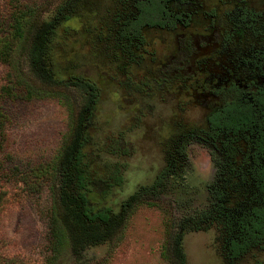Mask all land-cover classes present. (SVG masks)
<instances>
[{"label":"rangeland","instance_id":"rangeland-1","mask_svg":"<svg viewBox=\"0 0 264 264\" xmlns=\"http://www.w3.org/2000/svg\"><path fill=\"white\" fill-rule=\"evenodd\" d=\"M62 1L39 0V12L46 10L42 17H52ZM105 1H97V15L83 13L79 22L67 21L74 31L70 30L51 51L53 84L43 85H53L60 94L3 102L8 120L2 153L23 168L28 163L37 165L52 158L63 140L73 146L86 122L90 126L86 136L94 147L84 151L90 150L98 167L101 161L105 167L114 165L122 178L105 201L99 202L112 207L116 223L105 236L80 237L49 259L44 215L48 190L9 183L0 204L1 263L264 264V245L228 262L217 251L214 228L185 230L191 229L198 222L197 214L213 203L211 191L225 174L219 148L196 131L208 110L203 100L222 83L245 82L247 67L237 57L243 59L246 47L264 50V0H159L173 24L165 21L141 26L125 41L130 42L131 62L109 47L106 20L111 2ZM5 7V0H0V13H5ZM241 8L252 10L248 25L239 17ZM253 9L257 14L253 15ZM83 23H88L89 32ZM190 33L211 35L205 42L219 39L216 45L208 43V49L195 58L201 59L200 63L189 58L204 42L199 45L194 41L193 53L185 57L175 49ZM28 42L26 39L15 54L14 65L26 82L39 85L44 77L28 60ZM162 69L173 75L179 69L181 75L154 85L163 77ZM258 70L251 71L250 81L261 84L264 73L262 76ZM6 71L0 63V84ZM83 80L97 89L91 115L86 110L91 92L81 83ZM143 83L150 87L139 91ZM178 86L182 87L181 94L174 93ZM189 86L208 94L203 98L199 93L202 96L194 98L197 103L189 105L193 99L183 94ZM178 135L180 156L165 158L169 142ZM132 194L134 197L124 206Z\"/></svg>","mask_w":264,"mask_h":264},{"label":"trees","instance_id":"trees-1","mask_svg":"<svg viewBox=\"0 0 264 264\" xmlns=\"http://www.w3.org/2000/svg\"><path fill=\"white\" fill-rule=\"evenodd\" d=\"M97 1L63 0L52 17L44 19L42 13L46 10L39 12V0H5V13H0V63L7 67L5 79L0 84V204L9 183L48 190L49 201L44 215L49 259L56 258L69 243L78 242L80 237L84 240L89 236L107 234L116 216L111 206L104 203L100 205L99 202L105 201L113 185H119L122 178L114 165L105 167V162L101 161V167H98L99 163L92 160L89 151L94 146L86 136V129L90 127L86 122L75 136L73 146L63 140L52 158L37 165L28 163L24 168L13 162L9 154L2 153L8 115L1 105L5 101H27L60 94L53 85H43L46 82L53 84L51 51L74 31L67 21L76 19L79 22L83 13L91 17L97 15ZM109 1L111 10L108 13L109 20H106L111 37L109 47L125 54L131 62L130 42L125 41L132 38L141 26L159 23L163 18L166 19V15L160 13V3L156 5L150 0L105 2ZM254 10L253 15L258 11ZM150 11L152 14H147ZM251 11L248 14L241 10V13L251 17ZM242 14H239L240 19L245 17ZM87 26L88 23H83L84 30L89 32ZM210 36H191L190 52L193 53L194 41L199 42V45L205 43L194 54L206 51V46H210L208 43L215 42H205ZM26 39L29 40L25 49L28 60L44 77L42 81L40 79L39 85L26 82L14 65L15 54ZM178 70L173 75L162 69L163 77L156 80L154 85L165 84L173 79L170 77L180 76ZM194 70L198 68L194 67ZM81 83L91 92L86 108L91 115L96 106L97 89L88 81L83 80ZM149 87L150 84L143 83L138 89L146 91ZM181 88L178 86L174 93L181 94ZM213 89L214 93L208 99L211 103L216 102V106L202 115V122L196 131L219 148L224 158L225 174L211 191L213 203L197 214V217L200 214L198 222L195 221L191 229L185 230L214 228L219 255L232 262L250 249L264 245V81L261 84L251 81L242 84L228 82ZM202 92L189 86L185 87L183 94L188 93L196 101V96L205 95ZM180 135L169 142L165 158L180 156ZM89 147L90 150L84 151ZM133 197V194L129 195L124 206ZM1 260L0 256V264Z\"/></svg>","mask_w":264,"mask_h":264},{"label":"flooded vegetation","instance_id":"flooded-vegetation-1","mask_svg":"<svg viewBox=\"0 0 264 264\" xmlns=\"http://www.w3.org/2000/svg\"><path fill=\"white\" fill-rule=\"evenodd\" d=\"M149 1V0H148ZM150 2H155V4L157 5L158 3H159V0H150ZM157 7V6H156ZM242 9V11L244 12V13H248V9H244V8H241ZM259 10H261L260 8H258ZM162 10V12H160L163 16H165L166 15V12L163 10V8L161 9ZM264 13V12H263ZM262 13V14H263ZM147 14H152L151 13V11L150 12H148ZM157 15V14H156ZM241 15V14H240ZM239 15V16H240ZM245 14H243V16H244ZM164 20H162L161 22L163 23V22H165V21H168V22H170V24L172 25L173 23V21L174 20H171V19H168V17L166 16V19L165 18H163ZM250 19V17H249V15H245V17L244 18H242V20H244L245 22L247 21V25H248V20ZM152 25H154V23L152 24ZM155 25H159V23H155ZM146 26V25H145ZM149 26H151V25H149ZM172 28H170V30H171ZM247 29L248 30H250L249 28H248V26H247ZM258 30V29H257ZM193 35H204V34H192V33H190V34H187V36H185L184 38H183V40H182V43L181 44H176L175 45V49H176V51H177V53L178 54H183L184 55V57L185 56H188V54L190 55V40H191V36H193ZM219 40V39H218ZM218 40H216L215 42H214V44L216 45L217 43H218ZM228 41V40H227ZM226 44H228V42L226 43ZM229 45V44H228ZM228 47V46H227ZM228 50H229V47H228ZM204 53V52H203ZM203 53H196V54H194V56H191V58H189L190 59V61H194V63H200V60H198V59H196L195 60V58L198 56V55H202ZM237 60H238V62L239 63H241V61H243L245 64H246V67H247V71H246V79H245V82H250V79L253 77V73L251 72V71H254V68H256V69H259L258 70V72L259 73H261V75L263 76V73H264V50H262V49H259V48H253V47H251V49L248 47H246V52H245V54H244V57H243V59H241V57L240 56H238L237 57ZM253 66H255L254 68H252V69H250V70H248L249 69V67H253ZM233 82H235V81H233ZM155 89H157V88H155ZM204 97H206L207 96V94H205V95H203ZM202 96V97H203ZM210 96H211V94H210ZM248 96V95H247ZM151 99H149V101H150ZM209 99H207V101H208ZM197 101V100H196ZM196 101H194V100H191V101H189V105H192V104H196L197 102ZM207 101H205V104H206V102ZM192 102H194V103H192ZM209 102V104L210 105H205V108L206 109H208L207 111H206V113H205V115L207 114V113H209L210 112V110H211V108H212V106H216V102H213V103H211V101L209 100L208 101ZM148 105V104H147Z\"/></svg>","mask_w":264,"mask_h":264}]
</instances>
